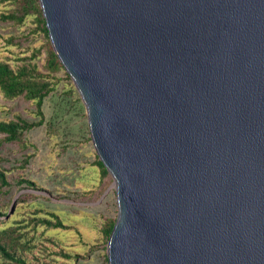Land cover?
I'll return each mask as SVG.
<instances>
[{"label":"water","instance_id":"1","mask_svg":"<svg viewBox=\"0 0 264 264\" xmlns=\"http://www.w3.org/2000/svg\"><path fill=\"white\" fill-rule=\"evenodd\" d=\"M117 213L106 264H264V0H38Z\"/></svg>","mask_w":264,"mask_h":264},{"label":"rangeland","instance_id":"2","mask_svg":"<svg viewBox=\"0 0 264 264\" xmlns=\"http://www.w3.org/2000/svg\"><path fill=\"white\" fill-rule=\"evenodd\" d=\"M20 1L0 0V16L19 14ZM38 21L36 7L21 22L0 19V61L16 70L32 59L52 86L39 125L15 140L0 134V171L8 182L0 186V242L24 264H106L104 232L117 213L113 180L97 165L71 78L46 67L52 47ZM17 118L40 120L34 100L0 90V121ZM0 264L20 263L0 252Z\"/></svg>","mask_w":264,"mask_h":264},{"label":"trees","instance_id":"3","mask_svg":"<svg viewBox=\"0 0 264 264\" xmlns=\"http://www.w3.org/2000/svg\"><path fill=\"white\" fill-rule=\"evenodd\" d=\"M34 7L37 8V12L39 13L38 22L42 25V32L45 36H48L38 0H22L20 1L19 14H2L0 19L21 22L24 16L27 15L31 11V8ZM46 64V67L50 70L63 68L52 48L48 51ZM0 90L3 92L4 96L7 97L24 94L25 98L34 100L36 114L40 116V120L36 123H28L18 118L16 120L0 121V134H4L7 140H15L19 138L23 131L30 129L35 125H39L42 122L43 100L52 90V86L49 81L45 80L44 75H41V73L37 70V67L35 63L32 62V59H29L28 62L20 65L16 70H14L9 63L0 61ZM97 165L101 168L103 174L107 173L105 167L99 160L97 161ZM0 182V186L8 184L6 176L2 171H0ZM23 182H26L28 185H33V183L28 180H23ZM55 224L61 225V222L57 221ZM112 224L113 222H111L107 229H105L104 233L107 237ZM0 252L8 259L24 264L22 260L15 258L12 254H10L1 242Z\"/></svg>","mask_w":264,"mask_h":264}]
</instances>
